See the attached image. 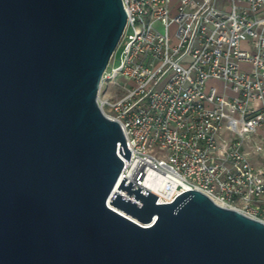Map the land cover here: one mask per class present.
<instances>
[{
    "label": "water",
    "instance_id": "obj_1",
    "mask_svg": "<svg viewBox=\"0 0 264 264\" xmlns=\"http://www.w3.org/2000/svg\"><path fill=\"white\" fill-rule=\"evenodd\" d=\"M121 0H0V264H264V223L197 189L119 180L96 103Z\"/></svg>",
    "mask_w": 264,
    "mask_h": 264
},
{
    "label": "built area",
    "instance_id": "obj_2",
    "mask_svg": "<svg viewBox=\"0 0 264 264\" xmlns=\"http://www.w3.org/2000/svg\"><path fill=\"white\" fill-rule=\"evenodd\" d=\"M121 2L96 95L130 150L117 142L119 180L150 172L155 203L197 189L264 223V152L259 165L243 152L264 128V0H177L173 15L168 0Z\"/></svg>",
    "mask_w": 264,
    "mask_h": 264
},
{
    "label": "crops",
    "instance_id": "obj_3",
    "mask_svg": "<svg viewBox=\"0 0 264 264\" xmlns=\"http://www.w3.org/2000/svg\"><path fill=\"white\" fill-rule=\"evenodd\" d=\"M213 81H216L220 84V87L217 88V89H220L221 82L218 80H213ZM258 143H262L263 150L254 149V145ZM243 152L253 164L259 165L262 163V160H263L262 154L264 152V128H257L255 133L252 135V138L249 141V143L243 146Z\"/></svg>",
    "mask_w": 264,
    "mask_h": 264
},
{
    "label": "bare ground",
    "instance_id": "obj_4",
    "mask_svg": "<svg viewBox=\"0 0 264 264\" xmlns=\"http://www.w3.org/2000/svg\"><path fill=\"white\" fill-rule=\"evenodd\" d=\"M130 178L134 179V180H139L138 184L142 187H146L148 189H153L155 188V183L153 182L152 178H151V173L148 172V174H146L145 176H131Z\"/></svg>",
    "mask_w": 264,
    "mask_h": 264
},
{
    "label": "rangeland",
    "instance_id": "obj_5",
    "mask_svg": "<svg viewBox=\"0 0 264 264\" xmlns=\"http://www.w3.org/2000/svg\"><path fill=\"white\" fill-rule=\"evenodd\" d=\"M222 2H224V0H222ZM168 3H169V14L173 15L176 12L177 0H168ZM173 28H174V25L172 24L169 28L170 32L173 31ZM116 55H118V51H117ZM207 85H215L217 88L220 87V84L216 81H213V80H208Z\"/></svg>",
    "mask_w": 264,
    "mask_h": 264
}]
</instances>
